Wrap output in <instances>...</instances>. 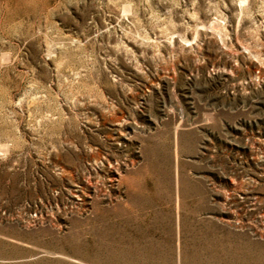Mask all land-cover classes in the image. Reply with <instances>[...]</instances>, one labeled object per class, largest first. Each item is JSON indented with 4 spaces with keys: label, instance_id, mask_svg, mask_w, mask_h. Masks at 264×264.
<instances>
[{
    "label": "rangeland",
    "instance_id": "rangeland-1",
    "mask_svg": "<svg viewBox=\"0 0 264 264\" xmlns=\"http://www.w3.org/2000/svg\"><path fill=\"white\" fill-rule=\"evenodd\" d=\"M0 264H264V0H0Z\"/></svg>",
    "mask_w": 264,
    "mask_h": 264
}]
</instances>
